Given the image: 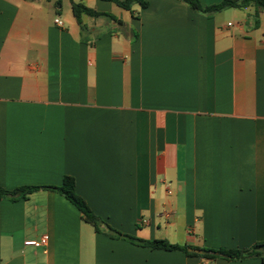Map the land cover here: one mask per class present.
I'll return each mask as SVG.
<instances>
[{
    "label": "crops",
    "instance_id": "1",
    "mask_svg": "<svg viewBox=\"0 0 264 264\" xmlns=\"http://www.w3.org/2000/svg\"><path fill=\"white\" fill-rule=\"evenodd\" d=\"M68 1L0 0V187H42L0 198V264H264L110 238L43 188L72 177L94 215L145 241L263 242L264 10ZM79 2L99 13L83 29Z\"/></svg>",
    "mask_w": 264,
    "mask_h": 264
},
{
    "label": "trees",
    "instance_id": "2",
    "mask_svg": "<svg viewBox=\"0 0 264 264\" xmlns=\"http://www.w3.org/2000/svg\"><path fill=\"white\" fill-rule=\"evenodd\" d=\"M59 1V0H58ZM115 4L117 7L125 10L132 11L134 6H138L140 9L147 7L146 0H102ZM185 2L193 11L200 12L202 14H213L221 12L225 9H244L249 6L260 8L264 10V0H222L218 4L211 6H202L197 0H180ZM71 11L76 23L81 29H83L81 18L82 16L97 17L98 12L87 8L83 3H72ZM42 187L38 186H27L19 187L14 190H5L0 187V198H7L11 201L17 199H26L32 193L37 192ZM53 191L68 202H70L82 215V217L90 223L97 233H104L110 238L123 239L134 245L150 248L153 250H165V251H180L187 255L198 256L206 260L224 259L228 261H242L251 258H259L264 263V241L254 244L252 247L246 250L236 249H203L201 255H196L189 252L190 248L179 245H172L166 241H145L132 236L123 235L116 230L105 224L99 217L94 215L85 201L79 197L75 192V181L72 177L64 176L60 186H49L43 187ZM103 227V231H102Z\"/></svg>",
    "mask_w": 264,
    "mask_h": 264
},
{
    "label": "built area",
    "instance_id": "3",
    "mask_svg": "<svg viewBox=\"0 0 264 264\" xmlns=\"http://www.w3.org/2000/svg\"><path fill=\"white\" fill-rule=\"evenodd\" d=\"M55 24H56L57 26H62V23H61L59 20H55ZM46 240H47V237H46V236L42 237V239H41V244H43V245L46 244ZM25 245L36 246L37 243L34 242V241H29V242H26Z\"/></svg>",
    "mask_w": 264,
    "mask_h": 264
},
{
    "label": "rangeland",
    "instance_id": "4",
    "mask_svg": "<svg viewBox=\"0 0 264 264\" xmlns=\"http://www.w3.org/2000/svg\"><path fill=\"white\" fill-rule=\"evenodd\" d=\"M58 1V0H57ZM68 0H59L58 1V3H57V7L59 6V5H63L64 6V8L66 9L67 7H68Z\"/></svg>",
    "mask_w": 264,
    "mask_h": 264
},
{
    "label": "water",
    "instance_id": "5",
    "mask_svg": "<svg viewBox=\"0 0 264 264\" xmlns=\"http://www.w3.org/2000/svg\"><path fill=\"white\" fill-rule=\"evenodd\" d=\"M191 253H194V254H198V255H201L203 253L202 250H197V249H190L189 250Z\"/></svg>",
    "mask_w": 264,
    "mask_h": 264
}]
</instances>
